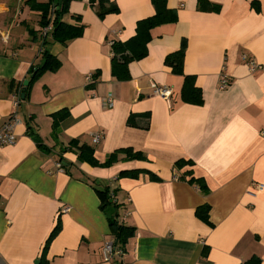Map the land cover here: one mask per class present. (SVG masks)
Masks as SVG:
<instances>
[{"label": "crops", "instance_id": "0c3cea01", "mask_svg": "<svg viewBox=\"0 0 264 264\" xmlns=\"http://www.w3.org/2000/svg\"><path fill=\"white\" fill-rule=\"evenodd\" d=\"M26 1L0 0V128L20 119L15 144L0 149V264H120L102 255L115 215L136 229L124 264H264V0H207L215 11L167 0L177 22L154 28L148 55L117 72L110 43L135 37L138 22L156 13L152 0H110L119 10L104 18L91 0H73L63 19L80 17L83 35L46 46L61 67L35 80L16 107L14 95L44 63L41 16ZM184 41L177 74L165 60ZM250 60L263 68L251 72ZM184 76L195 78L201 104L183 100ZM154 84L173 89L170 104ZM107 97L114 107H104ZM60 111L68 115L55 135ZM97 131L105 136L94 144ZM72 141L79 146L70 149ZM82 145L99 165L79 160ZM107 188L114 198L103 209L97 190ZM204 205L209 222L197 216Z\"/></svg>", "mask_w": 264, "mask_h": 264}, {"label": "trees", "instance_id": "16d2710c", "mask_svg": "<svg viewBox=\"0 0 264 264\" xmlns=\"http://www.w3.org/2000/svg\"><path fill=\"white\" fill-rule=\"evenodd\" d=\"M73 0H60L57 4L55 11H53V2L54 0H50L47 3H41L38 0H27V4L34 11L40 13V26L41 29L48 27L50 24L53 25V30L50 34H48L44 39H42V53L44 58V63L38 69L33 72V75L30 79V85L25 88L24 91H21V94L25 95V99H28L30 96V89L35 80L40 78V76L47 72H56L61 67L60 60L54 56L46 46L49 45L50 42L60 43L67 45L69 42L81 37L84 32V25L81 23L80 17H75L77 24H69L64 21V16L69 13L70 3ZM156 13L154 16L141 20L137 24L136 35L131 40L127 42H119L114 41L112 47V62H113V70L115 72L118 69H124L128 66V64L135 60H141L148 55V44L152 39L151 31L163 24L167 23H175L178 20V14L175 10L169 9L167 5V0H152ZM110 0H91L90 4L93 8L96 9L99 17L104 18L106 15L118 12L119 8L116 5H109ZM199 9L202 11H215L218 9L217 6L210 4L207 0H199ZM40 29V30H41ZM40 32V31H39ZM30 35L33 36V40H37L38 35L34 30L30 31ZM51 37L49 41L48 38ZM41 39V36H40ZM45 47V48H44ZM186 54V43L185 41L182 44L180 50L169 54L166 57L165 64L168 67L173 69V72L177 74H183L184 61ZM94 75V79H95ZM182 98L184 101L193 103V104H201L203 102V96L200 88L196 86L195 78L193 76H184V85L182 89ZM23 101V100H22ZM68 115L67 111H60L54 114L53 119V132L55 135L59 132V127L61 121ZM79 143L77 141H72L70 143V149L74 147H78ZM79 160L81 162H89L92 165H99V162L95 158V151L87 146L82 145L79 147ZM131 159H138L140 155L134 156L129 155ZM116 161V156H111L106 162L102 163L103 166H111ZM62 162V161H61ZM184 162L180 161L178 164H182ZM140 175V170L136 171H124L121 173L120 177H132L135 178ZM156 179V177L153 176ZM191 183H197L201 190L204 193L208 192L207 186L202 182L201 179L191 178ZM97 190V189H96ZM102 204L101 208L105 209L111 202L109 200L111 193L110 189L107 188L104 191L97 190ZM112 198V197H111ZM209 212L210 206L204 205L197 209V216L204 220L205 222H209ZM110 227L116 239V246L122 248L126 251V246L129 241L135 237L136 229L130 226H126L125 224L119 221V215H115L109 219ZM61 229L60 221L57 222L54 230L52 231L50 237L48 238L45 244V250L49 248L51 242L58 235Z\"/></svg>", "mask_w": 264, "mask_h": 264}, {"label": "built area", "instance_id": "2783aa9c", "mask_svg": "<svg viewBox=\"0 0 264 264\" xmlns=\"http://www.w3.org/2000/svg\"><path fill=\"white\" fill-rule=\"evenodd\" d=\"M56 6L57 4H53V11H55ZM52 30H53L52 24H50L46 28L41 29L40 30L41 40L44 39L48 34H50ZM110 44L112 46L113 42H111ZM41 52H42V49H41ZM243 58L245 59L246 57L244 56ZM249 67H250L251 72H255L263 68L262 65H258L254 60H250ZM88 80L93 81V75H90L88 77ZM230 84H231L230 76L223 72L220 75L219 89L225 90L229 87ZM153 89H154V94L156 96L161 97L162 99L167 101L169 104L171 103V99L174 94V91L171 87L157 86L154 84ZM13 100L15 101V106L19 107V105L22 102L21 91L16 92V94L13 97ZM103 103H104L103 104L104 107L107 109L114 107V102L112 98L110 97L105 98L103 100ZM19 123H20V119L18 118L17 113H16V114L11 115L7 123L2 128H0V149L3 147L15 144L16 142L15 129ZM104 136L105 134L103 131L95 132L92 135L93 143L94 144L99 143L104 138ZM62 168H63L62 163H59L58 164L59 171H62ZM112 198H114L113 195H112ZM69 210H70L69 208H65L64 212H67ZM115 243H116V239L105 243L103 250H102L103 260L109 263L118 261L120 264H124L123 258L125 257V251L122 248L117 247Z\"/></svg>", "mask_w": 264, "mask_h": 264}, {"label": "water", "instance_id": "95a60500", "mask_svg": "<svg viewBox=\"0 0 264 264\" xmlns=\"http://www.w3.org/2000/svg\"><path fill=\"white\" fill-rule=\"evenodd\" d=\"M29 84V81H25V86H27ZM25 99V95L23 94L22 95V100H24Z\"/></svg>", "mask_w": 264, "mask_h": 264}]
</instances>
